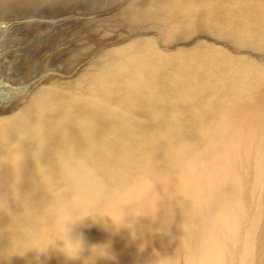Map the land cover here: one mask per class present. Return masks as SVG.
<instances>
[{"label":"bare ground","instance_id":"1","mask_svg":"<svg viewBox=\"0 0 264 264\" xmlns=\"http://www.w3.org/2000/svg\"><path fill=\"white\" fill-rule=\"evenodd\" d=\"M31 4L0 18V264H67L37 251L66 215L96 264H264V0H0Z\"/></svg>","mask_w":264,"mask_h":264},{"label":"clouds","instance_id":"2","mask_svg":"<svg viewBox=\"0 0 264 264\" xmlns=\"http://www.w3.org/2000/svg\"><path fill=\"white\" fill-rule=\"evenodd\" d=\"M85 218H91V216L85 215L74 218L66 215L60 217L58 220L59 231L55 241L50 242L46 249L37 250L38 254L40 256H46L48 251L58 252L67 264H72V262L76 261H79V264H96L98 260L115 262L117 257L112 251L111 243L87 244L83 234L75 231L78 225L84 223ZM92 222L96 224V221L92 220ZM117 232L113 233L115 234ZM101 249L103 250L102 254H98ZM47 258L50 259L51 256L47 255Z\"/></svg>","mask_w":264,"mask_h":264},{"label":"rangeland","instance_id":"3","mask_svg":"<svg viewBox=\"0 0 264 264\" xmlns=\"http://www.w3.org/2000/svg\"><path fill=\"white\" fill-rule=\"evenodd\" d=\"M31 5H33V4H31ZM34 8H35L34 5L33 6H30V8H26V9L25 8H19V7L18 8H12V9L0 8V18H7V20H8V18H10V19L22 18V17H27L29 15H35L34 13H40V12H41V15H50V14H48V12H50V11H48L49 10V6H47V5L46 6H43V7L42 6H37L35 9ZM62 17H64V16H62ZM53 18L54 19L55 18L56 19L57 18H60L61 19V16L60 17H53ZM48 19H52V18L49 17V18H46L45 20L36 19V18H31V20H30V18H27L25 20L23 19V21H17V22L16 21H13L12 24L13 25H17V24H20L21 22H25L24 24H27V23L30 24L32 22H41V21H43V23L49 25L50 24L49 23L50 20H48ZM6 23L8 24L9 22H6ZM52 30H53V28H51L49 26H47L46 29H45L46 33L47 32H51ZM61 48H62V46H61ZM57 49H59V48H57ZM57 49L56 50H52L50 52H57V51H59ZM23 71H18V73H21ZM47 73L50 74L49 71ZM43 75L44 74L41 75L40 79L43 78Z\"/></svg>","mask_w":264,"mask_h":264},{"label":"snow or ice","instance_id":"4","mask_svg":"<svg viewBox=\"0 0 264 264\" xmlns=\"http://www.w3.org/2000/svg\"><path fill=\"white\" fill-rule=\"evenodd\" d=\"M0 27H3L2 25H0Z\"/></svg>","mask_w":264,"mask_h":264}]
</instances>
